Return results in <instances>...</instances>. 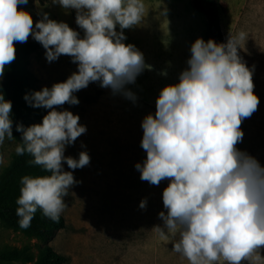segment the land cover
I'll return each mask as SVG.
<instances>
[{
    "label": "clouds",
    "instance_id": "9594fccd",
    "mask_svg": "<svg viewBox=\"0 0 264 264\" xmlns=\"http://www.w3.org/2000/svg\"><path fill=\"white\" fill-rule=\"evenodd\" d=\"M27 3L0 0V78L16 58L14 44L26 43L29 37L41 44L47 62L66 55L77 70L64 82L23 97L28 106L48 112L39 124L16 125L21 141L15 153L29 155V165L49 174L20 178L15 215L21 229L31 226L37 210L59 222L67 207L65 197L78 183L73 171L90 163L86 151L78 159L65 156L66 147L87 128L78 115L56 108L78 105L74 93L95 82L135 102V94L126 85L134 84L145 69L151 70L143 53L123 42V30L144 20V0H53L63 9L75 10L83 37L67 23L49 19L47 13L34 23L28 12L19 10ZM246 39L245 32L221 44L197 38L178 83L160 90L154 115L141 121L140 146L146 159L134 167L141 181L150 185L168 181L162 192L166 213H158L163 227L155 230L165 240L171 234L173 250L188 264L221 260L264 264V167L236 147L243 138L242 120L250 118L259 105L253 69L239 55ZM11 113V101L0 92V144L14 139ZM64 164L73 171H65ZM140 207H146V200Z\"/></svg>",
    "mask_w": 264,
    "mask_h": 264
},
{
    "label": "rangeland",
    "instance_id": "374dc122",
    "mask_svg": "<svg viewBox=\"0 0 264 264\" xmlns=\"http://www.w3.org/2000/svg\"><path fill=\"white\" fill-rule=\"evenodd\" d=\"M214 2L223 43L240 32L247 35L239 55L253 69L254 95L259 105L250 118L242 120L243 138L236 147L264 167V0ZM194 3L195 0H144L142 23L123 30V42L134 45L143 53L145 64L151 66V70L145 69L137 76L134 84L126 85L135 94V102L95 82L74 93L78 105L62 106L61 111L78 115L79 123L87 128L73 145L66 147L65 156L78 159L81 151L90 156L84 168L73 171L63 165L65 171H73L78 182L65 197L67 207L61 214L65 228L48 244L66 257L63 264H188L173 250L171 234L165 240L155 230L156 226L163 227L158 213H166L162 192L168 181L150 185L141 181L134 166L146 159L140 146L142 119L150 113L154 115L160 90L178 83L179 74L187 68L191 44L197 38L208 41L207 20ZM18 7L28 12L34 23L47 13L49 19L76 30L72 10L63 9L53 0H28ZM116 30L120 31L118 26ZM28 67L36 77L38 90L64 82L77 70L66 55L47 62L44 49L31 56ZM3 81L0 78V84ZM17 144L7 138L0 144V178L17 156ZM142 200H146L143 209ZM42 245L36 236L0 224V253L24 249L29 257L10 263L0 260V264H35ZM261 255L264 257V251Z\"/></svg>",
    "mask_w": 264,
    "mask_h": 264
},
{
    "label": "trees",
    "instance_id": "16d2710c",
    "mask_svg": "<svg viewBox=\"0 0 264 264\" xmlns=\"http://www.w3.org/2000/svg\"><path fill=\"white\" fill-rule=\"evenodd\" d=\"M195 6L207 20V38L215 41L217 44L223 43V37L219 26L218 15L216 12L214 0H195ZM75 11H71V18L75 23ZM77 32L83 37V31L76 25ZM15 60L6 66L3 79L0 84V92L3 93L5 100L12 103V134L14 140L21 141V133L16 131V125L22 124L24 127L35 123H41L43 116L48 112L44 108H32L28 106L23 97L34 91H39L36 84V77L29 70V61L33 54L43 50L41 44L35 40H29L26 43H15ZM62 106L57 107L61 111ZM31 157L27 154L16 156L3 176L0 178V224L7 228L19 229L27 234L39 238L43 245L40 247V257L35 264H63L66 257L56 253L48 244L54 240L57 233L65 228V220L60 216L59 222H53L45 218L40 210H37L31 226L28 229H21L18 225V217L15 215L17 207L15 201L19 196V181L24 175H46L39 166L29 165ZM0 260L5 262L26 261L29 257L24 249L5 251L0 253Z\"/></svg>",
    "mask_w": 264,
    "mask_h": 264
}]
</instances>
